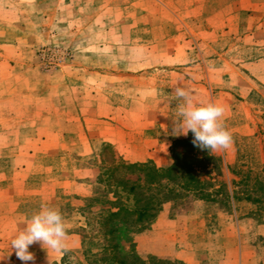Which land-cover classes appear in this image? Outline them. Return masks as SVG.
I'll list each match as a JSON object with an SVG mask.
<instances>
[{
	"label": "rangeland",
	"instance_id": "obj_1",
	"mask_svg": "<svg viewBox=\"0 0 264 264\" xmlns=\"http://www.w3.org/2000/svg\"><path fill=\"white\" fill-rule=\"evenodd\" d=\"M7 45L20 48L13 63L36 69L54 103L103 120L91 131L80 124L67 132L20 133L28 145L20 156L25 163L11 162L13 151L0 159V190L12 186L19 196V213L7 223L28 220L45 204L67 225V251L48 257L34 244L35 264H89L83 235L95 231L82 208L94 195L102 145L110 143L103 138L115 132L122 107L130 103L136 128L149 139L160 134L161 157L151 161L172 164L173 141L186 137L171 135L176 87L189 90L197 104L223 106L233 143L200 169L209 181L203 190H185L179 179L164 182L172 194L155 189L161 206L125 245L134 244L148 261L264 264V0H0V94ZM123 45L136 46L123 52L136 58L134 78L116 66L122 53L115 47ZM15 236L0 240V264H22L11 252Z\"/></svg>",
	"mask_w": 264,
	"mask_h": 264
},
{
	"label": "trees",
	"instance_id": "obj_2",
	"mask_svg": "<svg viewBox=\"0 0 264 264\" xmlns=\"http://www.w3.org/2000/svg\"><path fill=\"white\" fill-rule=\"evenodd\" d=\"M192 139L189 132L173 141V162L168 167H159L153 161L129 162L112 144L102 145V171L94 195L86 199L82 208L92 216L87 217V228L95 231L83 235L84 255L89 264H185L154 257L143 260L134 244L128 248L125 243L131 242L129 234L135 227L150 221L161 206L160 191L154 190L164 187L167 194L173 193L174 188L164 186V182L179 179L181 188L196 192L208 184L200 169L208 170L215 156L195 147ZM95 247L100 251L94 252Z\"/></svg>",
	"mask_w": 264,
	"mask_h": 264
},
{
	"label": "crops",
	"instance_id": "obj_3",
	"mask_svg": "<svg viewBox=\"0 0 264 264\" xmlns=\"http://www.w3.org/2000/svg\"><path fill=\"white\" fill-rule=\"evenodd\" d=\"M204 1V0H200ZM135 45L117 46L118 52L122 53L116 59V66L119 71L127 70L126 74L121 73L130 78H134L136 58L134 55L125 56L123 52H134ZM20 50L16 45H7V86L0 94V159L7 157L8 152H14L11 156V162L25 163L20 161L22 148L28 147L21 141L20 133L50 131V132H67L71 131L76 125H83V131H91L92 123L99 124L103 120L96 118L93 120L92 113H79L74 109V105L63 107V104L54 103L53 94L43 87V77L36 74V69H32L26 62L18 61L13 63L14 57ZM102 62L84 63V67L93 66L100 67ZM57 93V92H55ZM130 97V98H129ZM134 95L128 96L129 100L134 102ZM53 101V105H49V101ZM122 107L121 111H117L121 120H118L111 135L104 137L103 141L112 143L116 148L123 149L122 154L131 162H146L160 158L158 146L156 142L160 141V134L148 138V132L138 130L135 122H133L136 113L133 108ZM71 108V109H70ZM99 116H103L100 114ZM144 134V135H140ZM153 142V143H152ZM8 162V161H7ZM17 170V168H14ZM21 169L22 166H21ZM13 169L7 170V173ZM14 171V170H13ZM9 187V186H8ZM12 186L5 190H0V204H4L0 208V240L7 241L16 233L21 231L26 224L25 219H15L13 224L7 223L10 218L17 216L19 213V196L15 195L11 190ZM69 238L67 237V240ZM7 264H19L9 263Z\"/></svg>",
	"mask_w": 264,
	"mask_h": 264
},
{
	"label": "clouds",
	"instance_id": "obj_4",
	"mask_svg": "<svg viewBox=\"0 0 264 264\" xmlns=\"http://www.w3.org/2000/svg\"><path fill=\"white\" fill-rule=\"evenodd\" d=\"M173 95L177 106L175 117L172 118L171 135L187 136L191 132L193 145L202 151L207 150L211 155L231 147L232 135L224 127L222 119L226 112L223 106L197 104L193 94L181 87H176ZM66 230L67 225L61 213L41 204L39 212L32 215L25 227L11 239V252H15L22 264H35V255L29 251L30 246L40 244L48 257L53 252L67 251Z\"/></svg>",
	"mask_w": 264,
	"mask_h": 264
}]
</instances>
